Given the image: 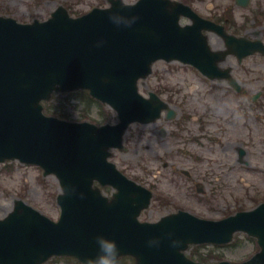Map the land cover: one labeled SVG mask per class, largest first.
<instances>
[{
    "label": "water",
    "instance_id": "water-1",
    "mask_svg": "<svg viewBox=\"0 0 264 264\" xmlns=\"http://www.w3.org/2000/svg\"><path fill=\"white\" fill-rule=\"evenodd\" d=\"M180 15H191L195 25L181 28ZM200 25L188 8L167 0H141L136 6L113 0L110 9L78 19L60 8L48 22L33 25L0 18V162L37 164L45 175L55 174L63 190L58 223L22 201L0 220V264H42L53 255L85 263L97 252V234L115 238L120 258L132 255L136 264H196L183 254L190 244H225L236 231L260 236L263 245L243 264H264L259 210L221 222L179 213L159 223H139L151 194L108 161L131 123L153 121L167 108L154 95L146 100L138 94L137 82L154 61L179 59L218 73L219 55L210 52ZM80 89L115 109L120 123L97 127L44 115L42 100ZM95 181L118 192L103 197Z\"/></svg>",
    "mask_w": 264,
    "mask_h": 264
},
{
    "label": "rangeland",
    "instance_id": "rangeland-1",
    "mask_svg": "<svg viewBox=\"0 0 264 264\" xmlns=\"http://www.w3.org/2000/svg\"><path fill=\"white\" fill-rule=\"evenodd\" d=\"M124 1L134 3L137 0ZM188 4L206 18L223 21L229 18L236 24L233 30L247 31L250 38L264 40V0H251L246 8L237 6L236 0H189ZM60 5L77 17L94 7L106 6L107 0H0V15L22 23H30L35 19L43 21ZM210 40L214 46L218 39L212 35ZM235 62L229 58L227 65L235 67ZM247 66L252 71V92H259L261 89L258 88L264 86V61L253 58ZM201 79L197 70L190 66L178 62H158L154 65L152 75L140 84V91L144 95L156 92L169 102L178 116L189 115L192 118L190 126L194 130L185 128L179 136H174V132H179L176 125L182 119L167 122L162 118L147 125L135 124L126 134L125 148L114 151L112 161L127 176L139 179L145 185L156 183L159 188L168 191L172 198V203L167 207L154 202L142 214V221H156L178 208L217 218L222 216V212H236L239 208L255 206L261 201L258 197H264V130L260 129L255 119H247L245 111L239 110V114L232 118L229 115L231 102L220 101L223 91H217L216 95L208 93L211 88H207ZM219 88L224 87L220 85ZM80 98L59 94L54 96L52 104L59 106L58 110L71 121L103 124L113 117L108 122H117L115 112L109 107L99 104L90 106ZM261 103H264V99ZM202 114L209 117V128L215 134L210 139L206 137L195 142L192 138L202 134L198 133L199 124L193 120ZM234 122H237V130L233 129ZM241 149L245 152L243 164L237 161ZM165 163H172L173 167L165 168ZM184 169L190 171L194 178L186 181L182 174ZM153 174L158 177L155 178ZM204 174L214 176V181L205 188V195L213 197L211 208L219 212L210 211L208 204L201 202V198L195 194L196 183ZM221 175L223 177L219 178ZM211 188L215 189L210 191ZM214 191L215 195L212 194ZM59 192L56 177H44L39 167L18 161L0 164V219L12 211L16 200L21 199L57 220L60 216L56 201ZM257 251L256 241L240 234L230 246H194L187 255L197 261L202 255L209 264L219 261L241 263ZM46 264L79 263L72 258H53Z\"/></svg>",
    "mask_w": 264,
    "mask_h": 264
},
{
    "label": "clouds",
    "instance_id": "clouds-1",
    "mask_svg": "<svg viewBox=\"0 0 264 264\" xmlns=\"http://www.w3.org/2000/svg\"><path fill=\"white\" fill-rule=\"evenodd\" d=\"M98 249L94 256L88 257L85 264H119L121 251L117 240L104 234L95 237Z\"/></svg>",
    "mask_w": 264,
    "mask_h": 264
},
{
    "label": "flooded vegetation",
    "instance_id": "flooded-vegetation-1",
    "mask_svg": "<svg viewBox=\"0 0 264 264\" xmlns=\"http://www.w3.org/2000/svg\"><path fill=\"white\" fill-rule=\"evenodd\" d=\"M244 84H246L247 86H251L252 88H254L253 86V83H251L250 81H248V84L247 82H243ZM244 89V88H243ZM258 89H261L258 93H261V97L257 100V106H259L262 110H264V103L262 104L261 101L264 99V91L262 90V88H258ZM248 93V90L246 89L245 91V94L243 95H247ZM253 95H256V94H253ZM251 100H252V94H251ZM165 167H169V166H173V164H164ZM193 177V174H191L190 172L187 173V178H192ZM155 190V197H159L158 199V203L159 204H165L164 206L167 207L168 206V202H167V199L166 197L164 196L163 192H160L159 189L156 187V186H152Z\"/></svg>",
    "mask_w": 264,
    "mask_h": 264
},
{
    "label": "trees",
    "instance_id": "trees-1",
    "mask_svg": "<svg viewBox=\"0 0 264 264\" xmlns=\"http://www.w3.org/2000/svg\"><path fill=\"white\" fill-rule=\"evenodd\" d=\"M46 109H47L49 112H51V113H55L54 110H53L52 108H50V107H46Z\"/></svg>",
    "mask_w": 264,
    "mask_h": 264
}]
</instances>
